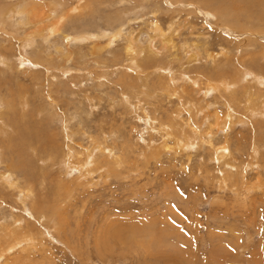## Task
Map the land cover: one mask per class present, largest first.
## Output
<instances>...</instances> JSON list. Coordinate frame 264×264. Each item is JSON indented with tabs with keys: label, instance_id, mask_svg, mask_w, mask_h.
I'll return each mask as SVG.
<instances>
[{
	"label": "rangeland",
	"instance_id": "obj_1",
	"mask_svg": "<svg viewBox=\"0 0 264 264\" xmlns=\"http://www.w3.org/2000/svg\"><path fill=\"white\" fill-rule=\"evenodd\" d=\"M165 1L60 0L63 8L51 6L62 10L57 11L59 14L74 10L70 12L71 18L65 23L62 34L49 39L47 34V39L42 41L35 36L39 31L36 30L33 32L38 38L36 45L25 46V50L21 49L20 43L25 38L24 32L13 34L12 24L2 26L5 36L13 34L9 45H13L11 52L16 54V60L12 58L9 66H0V95L5 103H14L19 110L16 120L25 124L18 123L21 126L17 125L15 130L32 128L42 141L35 143L29 157L24 160L21 155L22 162L13 164L26 167L14 172L19 180L11 177V182L19 183L20 188L0 185V227L16 226L23 218L19 224L21 230L17 231L23 245L10 257L17 259L18 264H264V119L252 122V126L239 123L225 132L226 107L216 91L204 95L201 90L184 86L186 82L177 81L179 95L194 97L197 106L214 104L206 109L205 115L209 113L210 117L205 122L203 114L196 118L188 105L183 106L190 97L182 98V102L175 97L177 95L170 97L165 73L162 76L154 72L155 68L166 67L173 55L180 54L178 60L186 58V50L182 47L187 41L188 46L196 47L202 57L207 53L216 56V60L209 58L202 63L193 59L189 65L190 74L202 69L200 65H204L206 72H214L218 67L221 71L222 66V71L228 73L229 69L237 68V55L251 53L249 49L261 40L249 36V31L240 32L230 26V32L224 31L226 14L220 19L218 13L222 9L217 6L206 10L201 5L204 2L198 0H194L197 3L167 0L170 5ZM222 1L234 11L243 7L242 0ZM31 2L44 11L52 0ZM261 10L256 8L252 13ZM153 12L162 17L158 21L164 29L176 22L179 31L176 34L180 39L178 35L175 37L177 49L171 54L155 42L153 47L162 49L165 55L160 52L156 57L151 53L154 56L150 54L151 59L156 57L158 62L143 60L144 65L156 63V66L152 64L154 68L149 72H141L147 78L138 80V69L135 70V65L133 68L126 45L129 34L137 37L143 46L150 45V36L154 35L152 26L156 22ZM72 14L75 17L72 18ZM240 27L244 28L243 23ZM258 28L264 29L263 26ZM117 29H121V37L109 43L107 37L97 41L83 39L105 31L109 36L114 35ZM232 31H236L235 36L230 35ZM242 34L245 36L240 37ZM73 37L79 40H73ZM5 41L3 36L0 37V42ZM225 48L233 61L225 62ZM257 49L253 51L258 53ZM19 55L24 57L25 63L20 61ZM145 56L148 55L141 51V57ZM138 59L141 62V58ZM143 64L138 65L139 71ZM176 65L172 64L175 72L178 70ZM183 86L186 92L182 91ZM123 92L129 98H125ZM214 110L220 111L219 118L224 119L221 123ZM3 112H8L5 107ZM12 114L7 113L8 121L14 127ZM148 116L156 121L155 129L147 122L152 121ZM196 126L199 131L194 129ZM192 127L193 131L190 130ZM15 130L6 131L5 145H9L11 135L12 138L16 136L12 139L13 145L19 144ZM195 131L200 135H195ZM66 132H70L69 135ZM209 132L214 134L210 136ZM193 135H198L193 139L194 143L196 140L193 147L176 145V140L191 141ZM58 145L63 148L58 149ZM220 148L222 151L228 148V152H219ZM69 149L77 156L76 152L79 153L84 161L79 165L81 171L75 166L68 167L66 160L59 156ZM9 153L4 154L8 157ZM87 153L95 154V157L90 156L93 160L88 159ZM74 161L80 163L76 158ZM0 162L2 166L7 164L5 158ZM83 164L90 173L82 170ZM26 175L32 176L31 181L21 178ZM30 184L33 192L28 196L26 190ZM35 201L41 209L49 208L53 214L41 218L39 209L33 204ZM5 228L0 230V237Z\"/></svg>",
	"mask_w": 264,
	"mask_h": 264
},
{
	"label": "bare ground",
	"instance_id": "obj_2",
	"mask_svg": "<svg viewBox=\"0 0 264 264\" xmlns=\"http://www.w3.org/2000/svg\"><path fill=\"white\" fill-rule=\"evenodd\" d=\"M4 0H0V37H4V39L6 40L5 43L4 42H0V66H9L12 62V58L14 60L15 57H14V54L12 55V50H11V47L13 45H9L11 43L9 42H12L13 39H12V35L17 33V35L20 34V31L24 32V36L25 37L24 39H22L20 41L21 43V49L22 50H25V46L26 47H34L36 45V41L39 39H41L42 41L43 40H46L47 39V34H48V39L49 38H52L54 37V35H59V34H62V31H63V27L65 25V23L67 21H69V19L71 18L70 15L71 13L70 12H73L74 10H70L69 12H66V11H63L62 13H58V12H61L59 11L57 8L61 7L63 8L61 5H62V2H60V0H52V2H50V7L49 5H46L48 6L47 9L44 8V11L43 9H41L39 7L38 4H35V3H32L31 0H5L6 2H8L7 4L4 5V3L2 2ZM41 1V0H40ZM98 1V0H95V2ZM165 1V0H164ZM178 0H173V2H176ZM180 1V0H179ZM186 2H193V3H197V2H194V0H184ZM198 1H202L204 3H201V5L204 7V9L206 10H209L208 7H212V6H217L219 8L222 9L221 12H219V18L222 19L224 17V15L226 14V19H225V22H224V25L226 26L227 25V28H224L223 30L226 31V32H230L228 31L229 30V26L232 27L233 29H236L237 30H240V32H243L244 30L246 31H249L248 32V35L249 36H255V37H258L260 41V44L257 43V44H253V48L249 49V52L251 53H248L246 55H242L241 56H238L237 55V58L235 59L236 60V64H237V68H233L232 71L229 69H226V71H228V73L222 71V66H219L221 67V71H218L219 70V67L216 69V71H212V72H206V70L204 71V65H200L199 67L202 68V69H198V70H193L192 74H190L189 70L190 67L189 65L193 63V59H196L197 61H199L200 63H202L203 60H205L204 62H207V60L209 58H212V59H209V60H214L215 59V55L213 54H210V53H207V55L205 57H202L199 52H196V47H189L188 46V42L186 41L182 47V50H186V54L184 55V57L186 58H180L178 60V57L180 54H177V55H173V60L164 68L162 69H157L155 68L156 70H154V72H157V73H162L165 77V80H168V85H167V91L169 92V96H175L177 98H179V101L182 102V98H188L190 97L184 104L183 106L185 105H188V109L190 112H194L195 113V117L197 118V115L200 116V114H203V120L205 122L208 121L209 119V113H207L205 115V111L208 110V107L209 109L214 106V104H210L208 105V107H205V104L203 105H196V100L194 99V97H191L190 95L188 97H183L181 95H183L181 93V95L178 94L179 90L177 89V87H179V83H177V81H183V82H186L184 83V86L187 85L186 87H193L195 90H201L203 91L206 95L208 92L214 90V92L216 91V93L219 94V96L224 100H222L224 102V106L226 107V112H225V132H227V130H230L232 129L233 127H235L236 125H238L239 123L240 124H249L250 126H252V122L256 121V120H260L261 119H264V65L261 66V64L263 63L264 64V29H260L258 28V26H263L264 27V0H261L259 2V0H242V2L240 3L243 7H239V9H235L232 10L230 9L231 7H228V4L222 0H210L209 2L207 0H198ZM236 1V0H235ZM241 1V0H239ZM102 2V1H100ZM105 2V1H104ZM166 3H168L170 5V2L169 1H165ZM87 3V2H85ZM84 3V4H85ZM94 3V2H92ZM103 3V2H102ZM199 3V2H198ZM52 4H54V6H56L57 8L54 9L52 8L51 6H53ZM89 4V3H88ZM98 4V3H97ZM100 4V3H99ZM111 4V3H110ZM187 4V3H185ZM233 4V3H232ZM240 4H237V5H240ZM42 5V4H41ZM112 5V4H111ZM174 5V4H173ZM77 6V5H76ZM90 6V5H89ZM184 6V5H183ZM91 7V6H90ZM103 7V6H102ZM108 7V6H107ZM187 7V6H186ZM191 7V6H190ZM234 7V6H233ZM100 8V11L102 10L101 7H98ZM188 8V7H187ZM256 8H262L261 11L257 12V14H254L252 13V10L255 11ZM81 9V8H80ZM79 9V10H80ZM91 9H93L94 11V7ZM97 9V8H96ZM212 9V8H211ZM78 10V11H79ZM86 10V9H85ZM106 10V9H105ZM58 11V12H57ZM98 11V12H100ZM107 11V10H106ZM128 11V10H127ZM86 12V11H85ZM92 12V11H91ZM96 12V10L94 11ZM93 12V13H94ZM105 12V11H104ZM126 12V11H125ZM77 13V12H76ZM75 13V15H77ZM90 13V12H89ZM116 12H114L115 14ZM103 14V13H102ZM113 14V13H112ZM154 16H155V20L156 22L153 24V33L154 35L153 36H150V41H149V44L148 46H143L141 44V41H138L139 39H137V37H134L133 35H130L129 34V38H128V44L126 45V49L127 51L131 54V59L132 60L131 62L133 63V66L135 65L136 66V69H135V66L133 67L135 70H137L138 74H137V79L140 80V79H143V78H147L145 74H141V72H149L148 70L151 69V68H154V66H156L155 64H143L142 61L143 60H146L147 62H149V60L152 58V54L153 53L154 55H159L160 52L164 53L163 55H165V52L164 51H161L162 49L158 50V49H155L153 46V44L155 42H159L160 45L162 46L163 50H169L170 54L174 51V49H177L176 48V45H175V37H177L178 35V38L180 39V36L179 34H176L177 32V28L175 27L177 24L176 22H172L171 25L169 24V28L168 29H164L163 26L160 24V21L158 20H162V17L159 18V15L158 12H153L152 13ZM79 15V14H78ZM84 15V14H83ZM93 15V14H91ZM128 14H126L127 16ZM54 16V18H53ZM116 16H117V13H116ZM75 17L73 16L72 14V18ZM89 17V16H88ZM106 17V16H105ZM113 17L115 18V16L113 15ZM120 17V16H119ZM255 17L257 18V20H255ZM80 18V16H79ZM78 18V19H79ZM103 18V17H102ZM114 18H110L111 20L114 19ZM118 18V16H117ZM106 19V18H105ZM103 18V20H105ZM120 19V18H119ZM81 20V19H80ZM83 20V19H82ZM117 20V19H116ZM224 20V19H223ZM71 21V20H70ZM79 20H77L78 22ZM176 21V20H175ZM73 22V21H72ZM75 22V21H74ZM121 22V21H120ZM12 24L13 26V34H11L10 37H7L5 36V28L2 27L3 25L5 24ZM117 23V22H116ZM235 23V24H233ZM241 23H243L244 25V28L240 27ZM122 24V23H121ZM73 25V24H72ZM110 26V25H109ZM115 28L117 25H114ZM119 26V25H118ZM11 27V26H10ZM112 27V26H110ZM109 27V28H110ZM17 28V29H16ZM108 28V30H110ZM223 28V27H222ZM102 29V28H101ZM36 30H39L38 32H36ZM100 30V29H98ZM104 30V29H103ZM30 31V32H29ZM76 31V30H75ZM92 31V30H91ZM101 31V30H100ZM99 31V32H100ZM112 31V29L110 30ZM109 31V33H110ZM33 32H36L37 34L35 36H37L38 38H35L34 37V33ZM72 32V31H71ZM81 32V31H80ZM93 32V31H92ZM95 32V31H94ZM98 32V31H97ZM108 32V31H107ZM115 32V34H114ZM113 34L114 35H108V33L105 32H101L100 34H96L94 36H85V38L83 39H86V40H98L100 38H105L107 37L108 40L107 42L109 43L110 41L112 40H117L118 37L122 35V31L121 29H117L116 31L114 30ZM96 33V32H95ZM112 34V32H111ZM240 34V33H239ZM231 36H235L236 35V31H232L230 33ZM22 36V35H21ZM60 36V35H59ZM63 36V35H62ZM72 36V35H71ZM70 36V38H71ZM82 36V35H81ZM245 36V34H242L240 35V37H243ZM236 37H239L236 36ZM69 38V37H68ZM75 37H73V40H74ZM257 38V39H258ZM58 39H61V38H58ZM67 39V38H66ZM75 39H78L79 38H75ZM82 40V39H81ZM149 40V39H148ZM66 41V40H65ZM64 41V42H65ZM70 41V40H69ZM62 42V41H61ZM73 42V41H72ZM18 43V42H17ZM43 43V42H42ZM108 43H107V47H108ZM200 43V42H199ZM202 43V42H201ZM239 43V42H238ZM38 44V42H37ZM56 44V43H55ZM63 44V43H62ZM93 44V43H92ZM156 44V43H155ZM8 45V47H7ZM60 45V44H59ZM39 46V45H38ZM194 46V45H193ZM15 44H14V49H15ZM40 47V46H39ZM42 47V46H41ZM44 47V46H43ZM204 47V46H203ZM207 47V46H206ZM10 48V49H9ZM64 48V47H63ZM95 48V47H94ZM98 48V47H97ZM254 48H258L256 50V52L258 53H255L253 51ZM13 49V51H14ZM34 49V48H33ZM46 49V48H45ZM223 49V48H222ZM44 50V49H43ZM180 50V49H179ZM237 50V49H236ZM235 50V52H236ZM248 50V49H247ZM18 51V50H17ZM141 51L143 54H146L148 56H145L144 58L141 57ZM177 51V50H176ZM198 51V50H197ZM39 52V51H38ZM41 52V51H40ZM39 52V53H40ZM49 52V51H48ZM99 52V51H98ZM196 52V53H195ZM18 53V52H17ZM35 53V52H34ZM161 53V54H162ZM177 53V52H176ZM241 53V51L239 52ZM243 53V52H242ZM127 54V53H126ZM152 56H151V55ZM167 54V53H166ZM16 55V54H15ZM41 54H38V56H40ZM44 55V54H43ZM42 55V57H43ZM223 55V52L222 54H220L219 56H222ZM144 56V55H143ZM171 56V55H170ZM20 58V61L21 60H24V57L22 56H18ZM46 57V55H45ZM47 57H51V56H47ZM69 57V56H68ZM141 58V62H140V59L138 58ZM154 57V56H153ZM155 57V58H156ZM168 57V55H167ZM224 57H225V62H230V61H233L232 57L230 56L229 52H226V48H225V53H224ZM41 58V57H40ZM70 58V57H69ZM151 59L152 61L156 60V59ZM166 58V57H165ZM46 59V58H45ZM42 60V59H41ZM68 60V59H66ZM195 60V61H196ZM216 60V59H215ZM26 60H24V63H25ZM44 61V60H43ZM151 61V62H152ZM157 61V60H156ZM22 62V61H21ZM20 62V63H21ZM145 62V61H144ZM158 62V61H157ZM224 62V63H225ZM23 63V62H22ZM141 63V65L143 64V66L140 68V71H139V67L138 65ZM232 63V62H231ZM261 63V64H260ZM14 64V63H13ZM45 64V63H44ZM159 64V63H157ZM163 64V62H162ZM172 64H174V66L176 65L178 68V70L175 72L174 69H173V66ZM215 64V63H213ZM129 65V64H128ZM132 65V64H131ZM161 66V64H159ZM187 65L188 67V70H186V66ZM232 65H235L232 63ZM14 66V65H13ZM18 66V65H17ZM22 66V64H21ZM230 66V65H229ZM131 67V66H130ZM129 66L127 68H129L131 70ZM226 67V66H225ZM2 69V67H0ZM10 68V67H9ZM20 68V67H19ZM161 68V67H160ZM196 68V67H195ZM194 68V69H195ZM227 68V67H226ZM14 69V68H12ZM210 70V69H209ZM134 71V70H132ZM208 71V70H207ZM231 72V73H229ZM156 73V74H157ZM155 74V73H154ZM148 75V73H147ZM150 75H153V74H150ZM160 76V75H159ZM162 76H161V79H162ZM163 77V78H164ZM129 78V77H128ZM178 78V79H177ZM106 79V78H105ZM137 80V81H138ZM141 82V81H140ZM124 83L125 85L128 86V82H126V80H124ZM139 83V82H138ZM134 84V83H133ZM132 84V85H133ZM142 84V83H141ZM207 84V85H205ZM124 85V84H122ZM135 85V84H134ZM146 85V84H145ZM181 85V84H180ZM184 86H183V89L182 91L183 92H186V90L184 89ZM202 86V87H200ZM147 87V86H146ZM205 87V88H204ZM140 88V87H139ZM182 88V86H181ZM199 88V89H198ZM1 89V88H0ZM127 89V87H126ZM128 91V90H127ZM167 92V93H168ZM173 92V93H172ZM148 93V92H147ZM211 93V92H210ZM20 94V93H19ZM18 94V95H19ZM209 94V93H208ZM192 95V94H191ZM123 96L125 98H127L128 96L126 95V93L124 94L123 92ZM184 96H187L184 95ZM220 97H219V100H220ZM129 98V97H128ZM206 98V97H204ZM8 100V98H6ZM23 99V98H22ZM218 99V98H217ZM14 100V99H13ZM216 100V99H215ZM9 101V100H8ZM11 101V99H10ZM127 101V100H126ZM221 101V102H222ZM207 102V101H206ZM10 103V104H9ZM27 103V102H26ZM30 103V102H29ZM202 103V102H201ZM208 103V102H207ZM206 103V104H207ZM217 103V102H216ZM215 103V104H216ZM14 104V103H13ZM11 104V102H8V103H5L4 102V98H3V95H0V160L3 158H5V160L7 161V164L5 166H2V162H0V185H2L1 183H3V185H7L9 188H16V189H19L20 186H19V183H16V182H11L12 181V178L11 177H15L17 180H19V177H17L16 175H14V172H18V170L20 169H26V167L23 165L21 166L22 168L20 167H15L13 166L14 162L15 161H21V155L24 156V160L26 159V157H29L30 156V151H32L34 149V145L36 142H40L42 143L41 141V138L37 137L36 133H35V130H33L31 128L28 129L27 131H21L20 129L19 130H15L17 125L21 124V125H24V123H19L18 122V119L16 120V116H18L16 114L17 110H16V107ZM51 104V103H50ZM73 104V102H72ZM130 104V103H129ZM200 104V103H199ZM22 105V104H20ZM28 105V104H27ZM52 105V104H51ZM24 106V105H23ZM4 107L7 109V113L9 112H12V116L10 117L11 120L16 124L14 125V127H12V123L10 125V122L8 121L9 119V116L7 115V113H4L3 110H4ZM21 107V106H20ZM25 107V106H24ZM19 108V107H18ZM49 109V108H48ZM52 109V107H51ZM55 109V108H54ZM207 109V110H206ZM24 111V110H23ZM26 111V110H25ZM50 111V110H49ZM19 112V110H18ZM17 112V113H18ZM187 112V111H186ZM214 113L215 115H217V119L219 120L218 122L221 123L223 120H221L219 117L221 115L220 111H217V110H214ZM10 115V114H9ZM178 115V114H177ZM8 116V117H7ZM21 116V115H20ZM26 116V115H25ZM24 116V117H25ZM73 116V115H72ZM182 116V114H181ZM214 116V115H212ZM211 116V117H212ZM67 117V116H66ZM145 117V116H144ZM149 117V116H148ZM239 118L238 121H236V119ZM208 118V119H207ZM242 118V119H241ZM260 118V119H258ZM25 119V118H24ZM149 119H151L152 121H149L147 120V122H149L151 125H152V128L155 129L156 128V121H154V119H152L151 117H149ZM193 119V118H192ZM248 120V122H246ZM36 121V120H35ZM65 122V119L63 120ZM69 121V120H68ZM217 121V120H216ZM21 122V121H20ZM71 122V121H70ZM19 123V124H18ZM28 123V122H27ZM177 123V122H176ZM175 123V124H176ZM183 123V122H182ZM193 123V121H192ZM197 123V122H196ZM218 123V124H219ZM178 124V123H177ZM215 124V123H214ZM19 125V126H21ZM66 125V124H65ZM64 125V126H65ZM186 126H188L189 124H185ZM199 125V124H198ZM203 125V124H201ZM205 125V124H204ZM221 124H219V127H220ZM23 126V128H24ZM179 126V125H178ZM184 126V125H183ZM182 126V127H183ZM195 126V125H194ZM208 126V124H207ZM213 126V125H212ZM68 125H67V129H68ZM180 127V128H182ZM191 128V126H188ZM187 127V128H188ZM203 127V126H202ZM214 127V126H213ZM218 127V126H217ZM10 128L14 129L16 135L18 136L17 140L19 142V144H14L13 140L14 138H12L13 136L11 135L10 139L11 141H8L9 142V145H5V139L3 141V137L7 138L6 137V134ZM65 127H63V130H64ZM185 128V127H183ZM198 127L196 126V128L194 129H197ZM199 128H200V125H199ZM199 128L197 129L199 131ZM209 129V128H208ZM214 129V128H213ZM212 129V131H213ZM217 129V128H216ZM26 130V129H24ZM183 130V129H182ZM193 131V127L192 129H190ZM167 131V129H166ZM185 131V130H184ZM183 131V132H184ZM192 131H191V135H192ZM198 131H195L193 132L195 135ZM200 131H201V128H200ZM261 131V130H260ZM168 132V131H167ZM187 132V131H186ZM185 132V133H186ZM70 133V132H69ZM69 133L66 132V134L69 135ZM51 134V133H50ZM72 134V133H71ZM199 134V133H197ZM202 134V133H201ZM205 134V133H204ZM212 134H214L213 132L208 135L212 136ZM15 135V134H13ZM53 135V134H52ZM167 135H171L170 132L167 133ZM166 135V136H167ZM178 135V134H177ZM188 135V134H187ZM193 135V136H195ZM200 135V134H199ZM207 135V134H206ZM10 136V135H9ZM20 137V138H19ZM69 137V136H67ZM168 137V136H167ZM183 137V136H182ZM197 136H195L194 138L191 137V141H186L184 142V140H182V138L177 141L176 140V145L178 143V145H181V146H185V147H193L194 145H196V140H195V143L193 142L195 138H197ZM70 138V137H69ZM200 138V137H199ZM205 138H208V137H205ZM212 138V137H211ZM255 138V137H254ZM179 139V138H178ZM204 139V138H203ZM202 139V140H203ZM8 140V138H7ZM69 140V139H68ZM188 140L189 137H188ZM206 140V139H205ZM211 140V139H209ZM256 140V139H255ZM16 141V139H15ZM95 141V140H94ZM208 141V140H207ZM5 142V143H4ZM97 142V141H96ZM264 143V141H263ZM8 144V143H7ZM215 145V144H214ZM255 145V144H254ZM45 146V145H44ZM49 146V145H48ZM51 146V145H50ZM66 146V145H65ZM64 146V147H65ZM175 146V145H174ZM2 147L4 149H2ZM47 146H45L46 148ZM58 147V149L60 148H63L62 145H58L56 146ZM68 147V146H67ZM71 147V146H69ZM108 147V146H107ZM176 147V146H175ZM178 147V146H177ZM180 147V146H179ZM254 147V146H253ZM256 147V146H255ZM258 147V146H257ZM261 147V146H259ZM93 148V147H91ZM171 148V147H170ZM57 149V148H55ZM65 149V148H64ZM63 149V150H64ZM102 149V148H101ZM178 149V148H177ZM8 151L10 152L9 156L7 157V155H5L4 153H8V152H3V151ZM107 150V149H106ZM105 150V151H106ZM175 150V149H174ZM258 150V149H257ZM262 150V149H261ZM54 151V150H53ZM74 150L72 149H69L67 152H63L61 155H59L66 163V165L68 167H72V166H75L74 168H77L79 169V165L82 164L84 161L80 159L79 157V153L76 152L77 155L73 154ZM88 151V150H87ZM93 151V150H92ZM148 151V150H147ZM221 148H220V151L221 152ZM256 151V150H255ZM36 152V151H35ZM57 152V151H55ZM111 152V150H110ZM224 153H227L228 152V148H224L223 151ZM21 153V154H20ZM255 155H256V152H254ZM259 153V152H258ZM86 154V153H85ZM93 153H90L88 155L87 153V157L88 159H90L91 156ZM261 154V153H259ZM35 155V154H34ZM91 156V157H90ZM83 157V156H82ZM90 157V158H89ZM95 157V156H94ZM118 157V156H117ZM223 157V156H222ZM257 157V155H256ZM41 158V157H40ZM54 158V157H53ZM78 160L80 163L78 164L75 163V161L73 162V159ZM112 158V157H111ZM218 158V157H217ZM84 159V158H83ZM93 160V158H91ZM86 160V159H85ZM256 160V159H255ZM44 161V160H43ZM51 161V160H50ZM63 161V162H64ZM90 161V160H89ZM24 162V161H23ZM17 163V162H16ZM89 163V162H88ZM92 163V162H91ZM34 164V163H33ZM108 165V164H107ZM250 165V164H249ZM34 166V165H33ZM66 166V167H67ZM97 166V165H96ZM95 166V167H96ZM99 166V165H98ZM113 166V165H112ZM119 166V165H118ZM252 166V165H251ZM256 166V165H255ZM53 167V165H52ZM64 167V166H63ZM233 167V166H232ZM35 168V167H34ZM82 170H85L87 173H90L91 171L88 169L87 165L84 166V164L81 166ZM90 168V167H89ZM97 168V167H96ZM36 169V168H35ZM119 169V168H118ZM50 170V169H49ZM81 171V169H79ZM96 170V169H95ZM97 170H101L100 168H98ZM106 170V169H105ZM24 171V170H23ZM63 171V170H62ZM72 171V170H70ZM109 171L110 168H109ZM114 171V170H112ZM83 172V171H82ZM85 172V174H87ZM22 173V171H21ZM20 172L18 173L19 176H21ZM35 173V171H34ZM71 173V172H69ZM110 173V172H109ZM36 174V173H35ZM108 174V173H107ZM28 175V174H27ZM25 176V177H21L23 179H25L26 181H31V177H28V176ZM89 175V174H87ZM24 176V175H23ZM35 177V176H34ZM37 177V176H36ZM39 178V177H38ZM46 178V176L44 175V179ZM48 179V178H47ZM37 181V180H36ZM43 181H46V180H43ZM78 181V180H77ZM66 182V181H65ZM32 183V182H30ZM31 185V184H30ZM224 185V184H223ZM76 186V185H75ZM63 186H61L62 188ZM261 187V186H260ZM35 188V187H34ZM60 190V189H59ZM64 190V189H63ZM27 195H31L32 192H33V186L31 185L30 188H28L27 190ZM57 193V192H56ZM60 195V194H59ZM58 195V196H59ZM40 197V196H39ZM33 198V196H32ZM27 199H31V197H28ZM45 199V198H44ZM41 200H39L40 202ZM44 202V200L42 201V203ZM25 203V202H24ZM34 206L36 208L39 209L40 212L39 215L41 216V218H43L42 216H49L50 214L49 213H52L53 212L51 210H49V208H42L38 205L37 201H35L34 203ZM45 204V203H44ZM43 204V205H44ZM58 207V205H56ZM32 209V208H31ZM54 211V210H53ZM56 214V212H55ZM30 217V216H29ZM23 219V218H22ZM22 219L20 218L19 219V223L17 221H15V223L17 222L18 224H15L16 226L14 225H11V224H7V225H2L0 227V230H2V228L6 227V231L5 232H2V235L3 237H0V264H18V261L17 259H13V258H10L11 255L13 253H15L18 248L20 246H22V237H20L19 235L17 236V231L18 233L20 232V226L19 224L22 222ZM2 224V223H1ZM52 224V223H51ZM23 225V224H21ZM27 225V224H26ZM154 225V224H153ZM54 226H57V225H54ZM166 226V225H165ZM22 228V226H21ZM156 228V227H155ZM31 230V229H30ZM169 230V229H168ZM25 231V230H24ZM139 231V230H138ZM29 232V231H28ZM158 232V231H157ZM150 233V232H148ZM28 239V238H27ZM130 241V240H129ZM148 243V242H147ZM127 245V244H125ZM24 249V248H23ZM26 249V248H25ZM25 251V250H24ZM14 256V255H13ZM163 258V257H162ZM173 258V257H172ZM5 260V261H4ZM4 261V262H3ZM190 261V260H189Z\"/></svg>",
	"mask_w": 264,
	"mask_h": 264
}]
</instances>
